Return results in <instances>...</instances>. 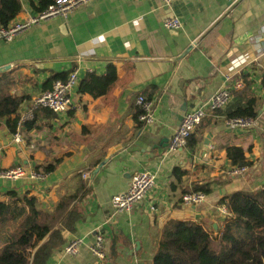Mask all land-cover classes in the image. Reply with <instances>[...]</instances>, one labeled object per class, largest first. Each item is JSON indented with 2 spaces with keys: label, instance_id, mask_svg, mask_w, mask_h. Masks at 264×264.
Instances as JSON below:
<instances>
[{
  "label": "crops",
  "instance_id": "obj_1",
  "mask_svg": "<svg viewBox=\"0 0 264 264\" xmlns=\"http://www.w3.org/2000/svg\"><path fill=\"white\" fill-rule=\"evenodd\" d=\"M20 1L22 12L13 22L38 14L28 0ZM171 15L182 22V30L164 28ZM263 49L264 0H175L171 8L161 0H90L64 17L33 26L13 42L0 41L1 83L23 98L18 117L51 89L54 74L68 77L77 71L79 77L71 110L62 117L38 111L35 127L23 129L22 144L13 142L6 121L0 124V169L28 172L19 181L0 180V202L7 201L9 192L29 194L40 208L52 211L63 197L78 195L75 208L82 219L74 232L60 229L59 234L64 247L82 240L80 253L68 257L56 250L48 264H153L171 221L199 223L216 235L223 229L222 199L258 191L264 184ZM110 66L116 68L117 81L106 95L80 93L88 75L104 77ZM239 79L244 88L233 91ZM225 87L232 91L228 106L202 122L193 149L188 145L170 152L184 114ZM242 91L258 99V117L252 129L231 130L227 114L243 103L236 94ZM139 96L152 103L149 126L135 119ZM229 147L242 148L252 164L243 176L232 175ZM52 164L50 174L37 170ZM176 168L186 172L179 184L173 177ZM144 171L156 174L155 188L130 214H115L112 198L125 193L131 177ZM31 174L41 178L31 179ZM200 186L211 189L206 202L184 205L182 196ZM98 232L105 239L104 261L90 251Z\"/></svg>",
  "mask_w": 264,
  "mask_h": 264
},
{
  "label": "trees",
  "instance_id": "obj_2",
  "mask_svg": "<svg viewBox=\"0 0 264 264\" xmlns=\"http://www.w3.org/2000/svg\"><path fill=\"white\" fill-rule=\"evenodd\" d=\"M28 2L36 13H43L54 4V0ZM21 12L20 0H0V27H8ZM66 79L64 73L54 74L49 82ZM116 81V68L110 66L104 77L88 75L80 85V93L99 98L106 95ZM1 82L0 79V124L6 121L14 134L23 98L11 95L9 87ZM236 94L244 101L228 111V120H256L258 99L245 96L243 91ZM146 100L149 102L150 98ZM40 111L54 115L47 110ZM141 114L142 111L137 109V122ZM35 124L34 118L26 122L23 129L30 131ZM196 144L192 136L188 145L193 149ZM226 153L233 167L248 168L252 165L242 148L229 147ZM58 162L60 160L55 163ZM54 169L53 164L37 168L45 174L52 173ZM185 174L179 168L174 169L173 177L177 184L181 183ZM192 192L209 195L211 189L200 186L193 188ZM6 196L7 201L0 202V264H48L54 251L63 249L66 244L59 230L74 232L76 224L82 219L75 208L78 195L63 197L52 211L40 208L39 200L29 194L20 196L9 192ZM220 204L228 208L231 216L223 221V229L216 235L213 230L195 222L167 223L153 264H264V184L252 193L239 192L227 196Z\"/></svg>",
  "mask_w": 264,
  "mask_h": 264
},
{
  "label": "built area",
  "instance_id": "obj_3",
  "mask_svg": "<svg viewBox=\"0 0 264 264\" xmlns=\"http://www.w3.org/2000/svg\"><path fill=\"white\" fill-rule=\"evenodd\" d=\"M90 0H54V4L49 6L43 13H38L25 21L11 23L8 27H0V41L10 43L21 33L30 30L33 26L41 22L48 21L56 17H64L76 8L87 4ZM175 0H161L164 8H171ZM164 28L170 32H178L183 29V24L175 15H171L164 21ZM264 53V49H263ZM241 61H235L234 64L240 65ZM78 72L73 71L69 74L65 81L56 80L52 83L51 89L42 93L40 96L32 100L26 111L19 117V123L16 132L13 134V142L16 144L23 143V127L26 122L34 120L35 115L40 110H47L57 117L65 116L72 108L71 92L78 84ZM230 80V78H228ZM244 88V81L239 79L233 86V91H241ZM232 98L231 89L225 87L216 91L211 99L199 107L186 112L183 116L181 125L173 134L169 151L176 152L180 149L188 147L190 139L202 124V122L210 115L225 109ZM137 105L142 111L139 116V122L145 126H149L154 122L152 111V103L148 102L145 97L139 96ZM256 120L235 118L227 121L226 126L231 130H249L255 126ZM248 168H236L232 170V175L243 176ZM28 172L23 167H15L11 169H0V180L10 182L19 181L27 178ZM31 179H40L41 175L31 174ZM84 178H87L85 176ZM157 183L156 174L148 171L136 173L131 177L129 189L120 195H116L111 200V205L115 214H130L135 207L140 205L148 194L155 188ZM207 196L202 192H189L182 196V202L186 206H199L206 202ZM154 210V208H152ZM219 215L225 220L231 216L226 206L218 209ZM82 240H72L62 250L64 256L75 257L80 253ZM90 251L98 260L104 261L105 239L101 232L95 234L94 243L90 247Z\"/></svg>",
  "mask_w": 264,
  "mask_h": 264
},
{
  "label": "water",
  "instance_id": "obj_4",
  "mask_svg": "<svg viewBox=\"0 0 264 264\" xmlns=\"http://www.w3.org/2000/svg\"><path fill=\"white\" fill-rule=\"evenodd\" d=\"M188 51H190V49L188 50ZM187 51V52H188ZM1 72H3V70H0V73ZM262 111L264 112V105H263V107H262ZM264 135V134H263ZM211 138V136L209 135L208 137H207V139L204 141V147H203V152L204 153H206V152H208V148H209V146H210V139ZM107 161L108 160H106V161H104L99 167H98V169L96 170V172L95 173H98V171L107 163ZM214 229L215 230H217V226H214Z\"/></svg>",
  "mask_w": 264,
  "mask_h": 264
}]
</instances>
